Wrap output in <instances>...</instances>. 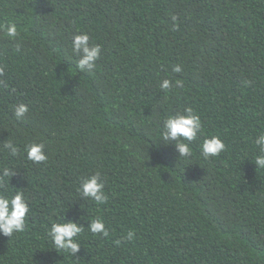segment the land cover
<instances>
[{"label": "trees", "instance_id": "16d2710c", "mask_svg": "<svg viewBox=\"0 0 264 264\" xmlns=\"http://www.w3.org/2000/svg\"><path fill=\"white\" fill-rule=\"evenodd\" d=\"M10 22L18 35L0 32V193L22 192L29 212L22 232L0 235V264H264V168L254 163L264 0H0V23ZM80 33L101 46L92 73L75 66ZM185 107L202 129L178 157L161 132ZM212 136L225 149L205 159L199 145ZM34 142L45 161L27 159ZM97 172L100 204L78 191ZM64 219L83 227L74 256L48 235ZM96 219L107 236L88 230Z\"/></svg>", "mask_w": 264, "mask_h": 264}, {"label": "clouds", "instance_id": "9594fccd", "mask_svg": "<svg viewBox=\"0 0 264 264\" xmlns=\"http://www.w3.org/2000/svg\"><path fill=\"white\" fill-rule=\"evenodd\" d=\"M175 17H173V20ZM0 32L9 38H14L18 35L17 26L15 23H0ZM71 50L76 55L75 66L78 70L92 73L96 68V61L100 57L101 46L99 44L90 45L89 35L87 33L76 34L71 40ZM174 72H180L179 65L173 66ZM2 72V69H0ZM179 86V81H177ZM160 89L166 90L172 87V82L169 79H163L159 85ZM28 111L25 104H17L14 109L16 118H21ZM202 129L200 117L194 113L190 107H185L183 112H177L175 115H170L163 124V131L161 132V140L165 143L174 142L178 157H189L192 154L191 142L194 141L198 133ZM186 141V142H185ZM255 144L259 147L260 154L255 157L254 163L256 168H264V133L257 136ZM12 155L17 154V147L8 142L4 145ZM200 153L205 158L215 157L225 149L223 141L217 137L212 136L205 138L199 145ZM27 159L35 163L43 162L47 159L44 152L43 143H31L26 147ZM4 176L10 177L12 172L4 170ZM4 181L0 179V186ZM104 184L100 180V174L97 172L80 184L78 191L81 197L90 198L96 203H104L107 196L104 191ZM29 212V205L25 201L22 192H16L11 197L0 193V235L11 237L14 233L22 232L25 228V217ZM88 230L93 234L108 235V231L102 220H92L87 225ZM82 225L72 220H65L63 223H53L48 235L54 244L55 250H62L71 256L76 254L81 245L77 241V237L82 232ZM134 233L129 231L126 239L131 240Z\"/></svg>", "mask_w": 264, "mask_h": 264}]
</instances>
